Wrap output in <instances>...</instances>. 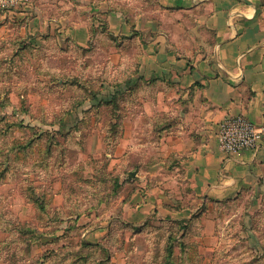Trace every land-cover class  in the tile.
Instances as JSON below:
<instances>
[{
  "label": "rangeland",
  "instance_id": "obj_1",
  "mask_svg": "<svg viewBox=\"0 0 264 264\" xmlns=\"http://www.w3.org/2000/svg\"><path fill=\"white\" fill-rule=\"evenodd\" d=\"M32 17L0 28V264H264V190L203 203L185 187L184 239L182 222L129 223L138 144L154 136L124 132L141 90L123 64L138 52L103 32L99 50L78 47L58 21L29 34Z\"/></svg>",
  "mask_w": 264,
  "mask_h": 264
},
{
  "label": "crops",
  "instance_id": "obj_2",
  "mask_svg": "<svg viewBox=\"0 0 264 264\" xmlns=\"http://www.w3.org/2000/svg\"><path fill=\"white\" fill-rule=\"evenodd\" d=\"M27 16L29 34L55 30L58 21L78 47L99 50L103 32L138 52L137 64H123L133 66L131 80L141 90L139 110L127 108L124 132L154 136L138 144L144 189L136 204L124 206L129 223L158 218L191 226L185 187L191 202L203 203L264 190V142L257 152L232 155L217 142L231 116L264 125V0H31L0 13L1 31ZM107 47L116 53L114 44ZM172 203L180 207H166Z\"/></svg>",
  "mask_w": 264,
  "mask_h": 264
},
{
  "label": "built area",
  "instance_id": "obj_3",
  "mask_svg": "<svg viewBox=\"0 0 264 264\" xmlns=\"http://www.w3.org/2000/svg\"><path fill=\"white\" fill-rule=\"evenodd\" d=\"M30 2L31 0H0V12H14ZM217 142L225 155L247 150L257 152L264 142V125H256L243 115L231 116L220 124Z\"/></svg>",
  "mask_w": 264,
  "mask_h": 264
},
{
  "label": "trees",
  "instance_id": "obj_4",
  "mask_svg": "<svg viewBox=\"0 0 264 264\" xmlns=\"http://www.w3.org/2000/svg\"><path fill=\"white\" fill-rule=\"evenodd\" d=\"M181 230V238L184 239L185 231L187 230V226L178 227V232Z\"/></svg>",
  "mask_w": 264,
  "mask_h": 264
},
{
  "label": "water",
  "instance_id": "obj_5",
  "mask_svg": "<svg viewBox=\"0 0 264 264\" xmlns=\"http://www.w3.org/2000/svg\"><path fill=\"white\" fill-rule=\"evenodd\" d=\"M134 176H135L134 172L129 173L128 180H131L132 178H134Z\"/></svg>",
  "mask_w": 264,
  "mask_h": 264
}]
</instances>
